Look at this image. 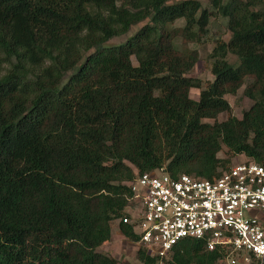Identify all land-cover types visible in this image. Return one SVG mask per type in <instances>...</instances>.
Here are the masks:
<instances>
[{"label": "trees", "instance_id": "1", "mask_svg": "<svg viewBox=\"0 0 264 264\" xmlns=\"http://www.w3.org/2000/svg\"><path fill=\"white\" fill-rule=\"evenodd\" d=\"M208 1L0 0V264H124L98 247L116 219L138 241L123 221L137 175L213 180L238 154L264 165V0ZM214 14L230 37L214 40L202 88L189 45ZM242 86L252 103L237 117L225 95ZM224 256L190 238L168 258L136 251L142 264Z\"/></svg>", "mask_w": 264, "mask_h": 264}, {"label": "built area", "instance_id": "2", "mask_svg": "<svg viewBox=\"0 0 264 264\" xmlns=\"http://www.w3.org/2000/svg\"><path fill=\"white\" fill-rule=\"evenodd\" d=\"M131 189L139 208L123 221L133 223L136 243L150 255L167 257L190 238L204 240L209 250L217 248L231 264L237 256L264 263L263 164L239 161L213 180L172 176L162 169L144 172Z\"/></svg>", "mask_w": 264, "mask_h": 264}, {"label": "rangeland", "instance_id": "3", "mask_svg": "<svg viewBox=\"0 0 264 264\" xmlns=\"http://www.w3.org/2000/svg\"><path fill=\"white\" fill-rule=\"evenodd\" d=\"M199 1L205 7L210 6L208 0H199ZM142 24L143 23H139L138 25L133 26L131 28V32L138 29ZM182 24H183L182 20H178L175 23V25H182ZM125 37L126 36L113 38L109 41V43L117 44L123 42L125 40ZM229 37H230V32L226 29V19L220 14H214L210 18V23L208 26V34L204 39V41L197 44L190 43L189 46L191 48H196L199 53V59L196 62L192 72L190 73V76L199 78L201 80L202 88L205 87L207 82L213 79V75L211 73L212 60L209 57V54L212 51L214 40L217 38H222L224 40H227ZM229 60L231 62H236V57L233 55H229ZM133 61L134 63H136L134 59ZM243 88L244 86L240 87L237 90L236 94L234 95L231 94L225 95V98L228 100L231 106V113L237 117H240L243 110L247 109L252 103V101L243 94ZM189 94L190 97L197 99L199 94V89L192 88ZM226 116L227 114L223 112L217 116V119L223 120L226 118ZM205 121L212 122L213 119H205ZM218 156L219 157L226 156V150L224 147L221 151L218 152ZM246 158L247 157L245 155L238 154L232 158L230 165L239 161H244L246 160ZM132 201L133 202H131L126 209L129 213H131V215L135 217L137 210L139 208V203L134 200ZM118 223H119L118 219L111 221V230H112L111 238L108 241L104 242L100 247H98V250L115 257L124 264H142L136 257V251L141 245L127 240L120 233ZM168 257L169 255L166 258ZM235 258L237 260L236 264H251L243 256H237ZM218 264H231V263L229 258H224L218 261Z\"/></svg>", "mask_w": 264, "mask_h": 264}]
</instances>
